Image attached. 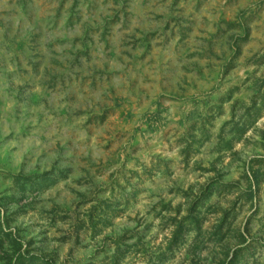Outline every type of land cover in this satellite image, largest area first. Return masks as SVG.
<instances>
[{"label":"rangeland","instance_id":"1","mask_svg":"<svg viewBox=\"0 0 264 264\" xmlns=\"http://www.w3.org/2000/svg\"><path fill=\"white\" fill-rule=\"evenodd\" d=\"M0 264H264V0H0Z\"/></svg>","mask_w":264,"mask_h":264}]
</instances>
